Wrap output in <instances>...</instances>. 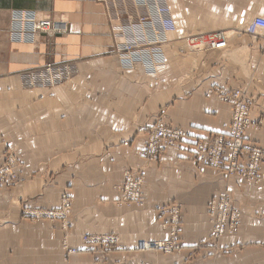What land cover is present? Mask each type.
Listing matches in <instances>:
<instances>
[{
    "label": "crops",
    "instance_id": "1",
    "mask_svg": "<svg viewBox=\"0 0 264 264\" xmlns=\"http://www.w3.org/2000/svg\"><path fill=\"white\" fill-rule=\"evenodd\" d=\"M159 1L169 7V17L167 40L158 48L161 65L153 75L150 60L156 49H141L135 69H124L114 51L111 15L124 12L125 19L147 13L134 0H0V154L12 151L24 165L21 175L38 174L0 189V264H264V165L261 181L253 184L201 165L193 156L198 140L228 130L232 108L219 97L221 90L239 89L254 102L253 117H261L262 124L245 136L264 146V43L235 33L224 49H189L185 37L210 33L204 21L216 13L195 4L215 0ZM17 9L50 18L55 30L34 43L11 40L10 15ZM256 13L264 14V6ZM49 63L67 69L64 83L28 85L27 79ZM160 115L190 137L147 166L145 207L119 208L111 184L125 168L142 165L138 150ZM45 168L51 184L42 182ZM62 182L75 197L72 243L105 222V229L117 224L129 247L153 232L166 238L157 208L177 203L181 249L172 255L115 251L107 263L81 252L63 261L61 231L22 213L33 203L54 206ZM226 188L232 206L244 213L240 232L220 240L224 249H237L232 254L203 245L212 230L208 205Z\"/></svg>",
    "mask_w": 264,
    "mask_h": 264
},
{
    "label": "rangeland",
    "instance_id": "2",
    "mask_svg": "<svg viewBox=\"0 0 264 264\" xmlns=\"http://www.w3.org/2000/svg\"><path fill=\"white\" fill-rule=\"evenodd\" d=\"M134 1L136 2L137 6L146 9L147 13L146 15H142L141 13L140 15H136V17H134L131 14H128L125 17V19L123 18L124 12L119 11V13H117L118 15L117 19L116 18L112 19V15H111L110 21L112 23L111 26L115 37L114 51L117 54H119L117 52L118 45L121 46L124 45L126 41H130L128 43L134 46L133 56L136 62L132 66H127L123 63V59H120L121 60L120 63L124 67V69H135L141 63V59H140L141 49L145 47L156 49L154 50L156 52H153L151 54L152 59L150 60L151 61L150 70L151 73L154 75L158 72L159 67L161 65V63H159V60L162 57V53L158 52L159 51L158 48H160V45H162L167 40L166 31L168 27L167 18L169 17V7H167L165 4L157 0L158 6H160V8L164 9L165 11L164 14L159 17L157 15L159 13L156 10V5L150 3L147 4L139 3L138 0H134ZM240 6H242V10L236 12L235 9ZM261 6H264V0H215L213 4H208V3L195 4L196 9L198 8H204L205 10L209 9L211 15H213V13L216 12L214 17L213 16L211 18L209 17L204 21V23L206 24L205 27L206 29L211 31L210 33L223 31L227 34L228 38H230L231 35H234L235 33L245 34L248 35L254 42L257 41L264 43L263 37L250 35L246 31L249 24L256 16L264 15L257 13L255 14L256 9ZM218 11L222 13L224 12L225 14L224 15L220 14ZM218 15H221V17H216ZM128 21L133 26V28L135 27L133 33H131L132 36H129L131 40L128 38L127 35H124L121 29L115 30L113 27L114 25L115 26L125 25L128 23ZM189 36L192 35L188 34L184 40V44L189 49L213 50L212 48L205 46L191 47L187 42V38ZM49 64L59 69L60 73L59 74L55 73L53 77H51L48 71H46V67ZM49 64H47L44 69H41L38 72H34L32 75L33 78L27 79V81L29 82L28 85L30 86L38 85L42 87H52V88L55 86L62 85L66 79L65 75L67 69L62 65H55L52 63ZM251 102L254 105V102L252 100ZM253 113L251 117L250 116L248 117L249 122L247 123V125L248 124L249 125L243 128V131L242 133L240 132L239 137L248 146L256 145L264 148L263 145L250 141L245 136L247 130L251 128H258L262 124L261 117H257V118L253 117ZM158 124H164L168 127L183 129L182 127H176L171 123L167 122V120H165V118L162 115L157 117V119L152 124V126H150L147 129V131L145 132L146 134L145 144L141 149L138 150L139 156L143 159L142 165L125 168L122 172V177H120V179L115 182L113 181V183L111 184L113 190H115L119 194V197L115 201V204L119 208L141 209L146 205L147 198L144 190L145 182H146V168L151 163L159 162L167 150V149L165 150L164 154L163 153L161 154L158 160L156 161H154L155 159L152 160L154 154L151 152L148 142L150 141V135L152 133V130ZM232 127H233V115L231 113V120L228 126V130L222 133L220 132H214V133L227 135L232 137L233 139H237V133L232 132L233 131ZM185 131L188 133V135L185 136L183 140H181V143L190 137L189 131L187 130ZM168 147H172V145L168 144ZM0 157L4 159L5 165L9 169L8 171L2 173V175L0 176V189L9 188L15 186L18 183L21 184L27 181L28 179H35L38 177L37 176L38 174H33V173H28V175L26 176L21 175V169L23 168L24 165L21 163L20 159L18 163V159L12 151L6 152L4 154H0ZM244 157L249 158L250 162L247 163L246 167L250 169L253 161H251L250 156L245 155ZM263 165H264V160L261 161V163L259 164V170L257 172V176L252 181L247 180L246 178L240 175H228L225 168H221V170L223 171V173L226 174V176L229 177L238 176L244 179L246 182L258 184L261 181ZM40 172L46 173V174L44 173L45 177L44 178L42 177L43 183L51 184L52 182H54L53 177L49 174L48 168H45ZM40 176H43V174ZM61 184L62 185L60 186L61 190H60L59 199L54 206L42 207L33 203L32 205H30V207H24L22 209V213H23V218L30 220L31 222L34 223H37L41 220H48L51 223L53 229L61 231L62 233L61 249H62L63 261L68 262L73 255H76L81 252H87L92 254L98 263H107L110 262L111 253L115 251L124 252L127 250H133L136 251L137 253L172 255L181 249L182 211L180 205H178L177 203L165 204L162 206H158L157 208V213L160 220L163 219V221L161 222V227L167 233L166 238L160 237L159 233L155 235V233L153 232L152 237H148V238L137 237L135 243L129 247V245L124 243L122 240L123 234L121 230L119 231L118 229H115L117 227V224L110 223L108 229H105L106 227L105 224H107V222H105V224L103 223V225L96 224L94 230L81 233L80 240H78L79 242L72 243L71 237L73 236V225H74L73 213H74L75 197L70 192L71 190L69 183L62 182ZM224 190L229 192L231 210L232 213L236 214V220L234 223L235 230L231 234H223L217 237L215 233L214 222L211 219V212L210 209H208V217L212 230L210 237L205 242H203V245L204 246L208 245L213 247L216 253L232 254L236 252L237 249L236 248L224 249V247L220 246V240L225 236H234L240 232L243 223L244 213L239 208L232 206L230 191L227 188ZM218 193L216 195H218ZM216 195H214L211 198V200L214 197H216ZM23 202H24L23 200L19 199L20 208L22 207ZM210 203L208 207H210ZM102 226H104V229H102ZM158 243H161L163 248H158L156 246ZM214 264H218V263H214Z\"/></svg>",
    "mask_w": 264,
    "mask_h": 264
},
{
    "label": "built area",
    "instance_id": "3",
    "mask_svg": "<svg viewBox=\"0 0 264 264\" xmlns=\"http://www.w3.org/2000/svg\"><path fill=\"white\" fill-rule=\"evenodd\" d=\"M139 3H150L156 5L159 17L164 14V9L158 6L157 0H138ZM161 9V11H160ZM118 15L114 16L117 19ZM121 26V25H119ZM113 26L115 30L121 29L124 35L132 36L133 26L128 21L127 24ZM55 30V23L49 18H39L34 11L30 10H13L10 17V39L15 42L33 43L41 34H48ZM247 33L253 36H261L264 38V16H256L247 28ZM121 35V33H120ZM126 36V37H127ZM131 40V38H129ZM126 41L124 45H118V53L123 63L132 66L136 60L133 56L134 46ZM187 42L191 47L205 46L212 49H224L228 44V36L223 31L213 33H203L192 35L187 38ZM46 71L53 77L55 73L59 74L60 70L48 65ZM219 97L229 103L232 108L233 127L232 132L237 133V139L230 136L213 133L205 139L197 141L193 156L195 161L201 165H208L215 168H225L228 175H240L247 180H254L259 170V164L264 160V148L256 145L248 146L241 140L240 132L248 126V117L254 111L251 100L247 99L243 91L235 89L232 91H219ZM251 123V122H250ZM259 123V122H258ZM231 128V126H230ZM188 133L184 129L168 127L164 124H158L150 135L151 152L154 154V161L158 160L161 154L169 145L179 148L181 140ZM251 167H246L250 162ZM9 169L5 165V161L0 157V176ZM211 219L214 222L216 236L223 234H231L235 230L236 214L232 213L230 206L229 192L224 190L218 193L210 203ZM163 248L161 243L156 245Z\"/></svg>",
    "mask_w": 264,
    "mask_h": 264
}]
</instances>
